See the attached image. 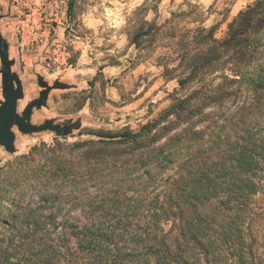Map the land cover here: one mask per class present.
<instances>
[{"label":"trees","instance_id":"1","mask_svg":"<svg viewBox=\"0 0 264 264\" xmlns=\"http://www.w3.org/2000/svg\"><path fill=\"white\" fill-rule=\"evenodd\" d=\"M213 31L207 51L191 56L190 73L178 83L182 89L197 71L228 63L231 72L219 83L170 93L169 104L137 130H91L94 138L33 145L0 168V207L8 197L15 208L0 210V223L21 237L30 233L22 227L61 229L95 263L111 259L115 238L124 240L123 229L140 213L142 230L132 234L133 247L116 248L120 258L264 264V242L250 230L254 197L264 190V0L239 11L223 39Z\"/></svg>","mask_w":264,"mask_h":264},{"label":"rangeland","instance_id":"2","mask_svg":"<svg viewBox=\"0 0 264 264\" xmlns=\"http://www.w3.org/2000/svg\"><path fill=\"white\" fill-rule=\"evenodd\" d=\"M253 2L75 0L68 15L69 0H0V34L8 42L9 58L14 59L12 70L23 86L18 110L39 96L41 76L49 85L58 80L70 87L52 88L46 105L33 109L31 121L41 123L53 118L66 124L82 117L81 127L67 136L52 131L22 134L14 127L16 150L8 153L0 147V168L14 164L16 158L41 142L94 138L88 132L98 129L117 131L128 126L137 130L169 104L170 93L182 95L197 82L215 86L223 72H231L228 63L220 62V71H197L194 80L182 89L178 79L189 75L191 56L209 48V29L214 27V39H223L228 23ZM141 32L143 35L134 41ZM1 198L5 201L1 212H12L15 208L8 197ZM260 208L264 209V190L254 197L255 213L250 224V230L264 242V215L256 214ZM74 216L77 222L84 221L78 211ZM135 220L123 229L124 240L115 238L112 260L95 263L82 258L76 239L67 240L61 229L32 233L30 227H22L19 232L30 233L21 237L18 230L0 223V264H142V254L131 259L115 253L116 248H130L132 234L142 230L140 213ZM121 229L116 228V233ZM50 247L57 251H50Z\"/></svg>","mask_w":264,"mask_h":264},{"label":"water","instance_id":"3","mask_svg":"<svg viewBox=\"0 0 264 264\" xmlns=\"http://www.w3.org/2000/svg\"><path fill=\"white\" fill-rule=\"evenodd\" d=\"M0 147L8 153H14L15 133L14 127L22 134L52 131L58 136H67L81 127L82 117L60 124L53 118H47L41 123H33L31 115L34 108L39 109L46 105L48 93L52 88L65 89L70 85L54 81L49 85L41 76L38 77V84L41 87L39 96L27 101L18 110V101L23 99V86L18 74L12 70L14 59L9 58L8 42L0 34ZM1 161V158H0Z\"/></svg>","mask_w":264,"mask_h":264},{"label":"flooded vegetation","instance_id":"4","mask_svg":"<svg viewBox=\"0 0 264 264\" xmlns=\"http://www.w3.org/2000/svg\"><path fill=\"white\" fill-rule=\"evenodd\" d=\"M1 68V67H0Z\"/></svg>","mask_w":264,"mask_h":264}]
</instances>
